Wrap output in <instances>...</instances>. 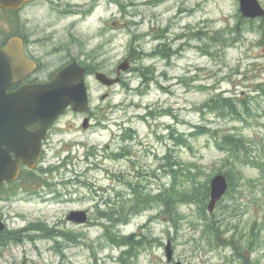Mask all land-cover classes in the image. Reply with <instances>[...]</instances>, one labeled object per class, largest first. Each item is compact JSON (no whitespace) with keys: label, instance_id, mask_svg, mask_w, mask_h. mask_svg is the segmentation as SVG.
Returning <instances> with one entry per match:
<instances>
[{"label":"rangeland","instance_id":"374dc122","mask_svg":"<svg viewBox=\"0 0 264 264\" xmlns=\"http://www.w3.org/2000/svg\"><path fill=\"white\" fill-rule=\"evenodd\" d=\"M72 1L71 16L55 15L58 42H68L71 22L74 58L84 54L114 78L123 59L129 69L108 87L92 72L88 76L91 128L82 130L70 115L56 126L53 148L41 165L56 169L54 189L40 196L16 194L6 208L0 203L15 216L8 236L0 238V264H239L230 242L237 249L250 234V257L264 264L261 169L237 164L240 178L233 176L234 185L215 209L208 212L204 204L207 218L220 226L217 246L199 200L176 205L171 221L156 195L170 184V161L189 167L191 177L183 179L201 183L226 170L230 164L215 145L224 132L255 142L253 150L260 147L264 155V94L255 92L257 85L264 90V21H241L238 0ZM49 17L45 9L36 11L30 25L41 27ZM63 54L48 55V67ZM231 96L248 101L253 117L223 118L207 107L211 98ZM199 126L207 133L200 134ZM123 127L130 129L123 134ZM34 178L36 185H50ZM138 198L143 209L130 213ZM76 209L86 210L87 223L66 220ZM36 219L39 236L27 233L28 222ZM128 235L134 236L129 255L123 243ZM167 239L173 249L169 263Z\"/></svg>","mask_w":264,"mask_h":264},{"label":"water","instance_id":"95a60500","mask_svg":"<svg viewBox=\"0 0 264 264\" xmlns=\"http://www.w3.org/2000/svg\"><path fill=\"white\" fill-rule=\"evenodd\" d=\"M26 1L28 0H0V5L6 9H17ZM239 10L245 18H256L264 15V9L258 0H239ZM3 60H9V62H3ZM34 66V63L25 57L21 46L15 41H10L7 46L0 49V124H4L5 127L9 124L11 131H17V138L25 140V142H5L8 149L13 150L24 164H29L31 160L37 161L41 140L46 137L51 123L64 112L67 106H72L75 111H83L88 101L87 89L83 79L84 70L76 62L56 73L53 81L47 84L28 86L12 94L3 93L4 87L13 80L11 72L10 76L7 75V69L18 71L25 67L27 71ZM126 66L127 62L124 61L119 68L126 69ZM95 77L105 85H112L119 80L118 78L110 79L101 72H97ZM31 122L40 124L36 131L25 130V125ZM86 124L87 120L84 122V127ZM8 163L12 164L6 156L3 162L4 168ZM17 170L18 165L17 167L11 166L7 171H0V180H13ZM227 187V180L223 174H217L211 179L210 200L207 205L209 211L213 210L216 202L226 192ZM67 219L76 223H83L87 221V215L84 210H76L69 212ZM1 228L2 225L0 224ZM165 251L167 260L170 261L172 248L169 240L165 246Z\"/></svg>","mask_w":264,"mask_h":264},{"label":"flooded vegetation","instance_id":"af4514ba","mask_svg":"<svg viewBox=\"0 0 264 264\" xmlns=\"http://www.w3.org/2000/svg\"><path fill=\"white\" fill-rule=\"evenodd\" d=\"M99 1V0H97ZM119 1V0H114ZM80 3V2H79ZM74 7L76 4L72 0H31L24 4H22L17 10H7L0 6V49L5 46L8 41L12 38H17L20 44L22 45L23 53L32 61L35 62L36 67L30 71L27 75L23 72L16 81L8 84L5 87L6 93H14L17 90L31 84L37 83H47L50 82L55 73L69 64L73 60H77V62L85 67V80L87 84L88 91H91V87L88 84L87 78L91 75V72L100 70L91 62L89 64V58L84 54L81 57L74 58L71 51L69 50V44H74V34H73V24L70 22L69 27L67 28L66 38L68 42H58L56 29L52 27L55 22V15L58 14L60 17L62 16H71L74 13ZM42 9H45L48 13H50V17L48 19L47 24H43L41 27H35L30 25L31 16L34 13L41 12ZM115 22H112L111 25H114ZM115 28V27H114ZM64 51V54L58 59L53 66L48 67L49 63L47 62L46 57L48 55H57L59 52ZM3 62H9V60H4ZM7 75H9L10 70H6ZM114 72L118 75L120 73L117 71V67ZM71 116V120L73 121H81L78 125L80 128H83V120L88 118L89 121L93 114L88 112V109L82 113L75 112L71 107H67L65 113L57 118L54 125L50 128L47 133V138L41 142V151H40V160L34 168H30L26 165L20 164V171L17 178L14 181L8 182L3 181L0 183V203L5 204V207L8 200L11 199V196L16 194H25L29 192L37 193L40 196V193H45V190H53V182L50 178H52V173L55 171L54 166H50V170L48 165L41 166L42 161L44 160L45 154L47 150L53 148V134L57 135V125L60 124L63 119L67 116ZM91 115V116H90ZM91 122H89V128H91ZM65 125V122H63ZM29 131H35L38 127L37 123H30L27 126ZM60 127V126H58ZM72 127V126H71ZM86 129V130H88ZM80 130V129H78ZM85 130V129H84ZM11 132L9 127L7 129H0V168L3 166L4 159V150L5 145L4 142H24L21 139L11 138ZM56 142H68L67 140H57ZM8 154L15 158L13 152H9ZM39 177H49L50 185L46 184L43 186V189L33 187V182H35L34 176ZM33 187V188H32ZM0 207V220L3 222L4 227L0 231V238L5 240V237L8 236L9 230H7V224L9 222L15 220V216H11L10 214L5 213L3 209ZM38 220H30L29 229L27 233L30 235H40L41 229L39 225H36ZM22 230L25 231L23 228Z\"/></svg>","mask_w":264,"mask_h":264},{"label":"trees","instance_id":"16d2710c","mask_svg":"<svg viewBox=\"0 0 264 264\" xmlns=\"http://www.w3.org/2000/svg\"><path fill=\"white\" fill-rule=\"evenodd\" d=\"M238 17L241 21H246L248 24L253 22L250 20L247 21L240 16ZM255 91H261L264 94V90L260 88L259 85H257ZM211 99L212 100L210 101L208 106H206L210 110L216 111L223 118L233 117L234 119L238 120H246V117H253L250 109V104L245 99H237L235 97L232 99ZM199 127L200 129L198 130V132L200 134L207 133V129H202L201 126ZM217 136L218 135L216 134L214 138L217 139ZM218 140L219 142H215V144L222 153H225V158L223 157L224 163L230 164V166L226 170L223 169L222 171L229 181L228 191L234 185L233 176L235 178H240V174L242 173L241 168H239L237 164H247L252 167L259 168L261 169V171H264V155H261L260 158V147L258 150H253L252 147L253 145H255V142H251L250 140L244 138L242 135H236L230 132H224L221 136L219 135ZM180 143L184 144V142ZM190 172L191 170L189 169V167L182 165V163L175 160L170 161V163L168 164V175L171 177L170 184L167 188L159 191L160 194H156L163 197V205L161 207L162 213L169 215V220L172 221L173 215L176 212V205L194 203L199 200L202 203L203 219H207L206 221H204V224H206L209 228L211 232L210 234L215 240V246H217L218 240L220 239V226L218 224L214 226V224L217 223L216 220L208 219L204 213V204L206 203L209 195V178L206 179L203 183H201V181H197L196 178H194L193 181H191L190 178L183 179V177H191ZM139 205H141V208L137 209L136 207ZM136 207L133 208L134 210H132V212L130 213H137L138 211L143 209L142 202L139 198L137 199ZM246 238L247 239L245 241H242L239 244V247L237 249L236 246L232 244V242H230V244L234 247L235 252L239 254V264H255L253 262L254 258L252 259V257H250L255 237L250 234ZM123 239L124 245H129V249L125 250V252L129 255L131 250L134 248V239L130 235L123 237ZM227 239L231 240L229 236ZM136 243H140V241L137 240ZM247 250L250 253L245 255V251Z\"/></svg>","mask_w":264,"mask_h":264}]
</instances>
